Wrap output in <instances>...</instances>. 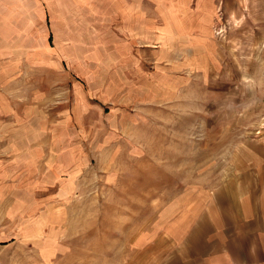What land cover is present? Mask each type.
<instances>
[{"label":"rangeland","instance_id":"1","mask_svg":"<svg viewBox=\"0 0 264 264\" xmlns=\"http://www.w3.org/2000/svg\"><path fill=\"white\" fill-rule=\"evenodd\" d=\"M250 3L0 0V264L162 262L264 126Z\"/></svg>","mask_w":264,"mask_h":264},{"label":"crops","instance_id":"2","mask_svg":"<svg viewBox=\"0 0 264 264\" xmlns=\"http://www.w3.org/2000/svg\"><path fill=\"white\" fill-rule=\"evenodd\" d=\"M249 10L255 19L250 40L264 44V0H251ZM214 76L212 72L210 113L215 110ZM223 101L224 109L230 108L231 101ZM261 101L257 122L264 124ZM227 125L225 133L216 134L225 146L216 181L177 246L159 264H264V126L255 135L235 129L240 125L232 120Z\"/></svg>","mask_w":264,"mask_h":264}]
</instances>
